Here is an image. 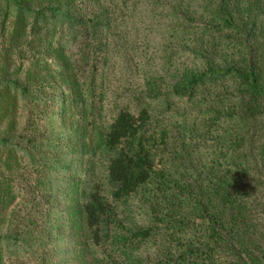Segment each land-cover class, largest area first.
I'll return each mask as SVG.
<instances>
[{"label":"trees","instance_id":"obj_1","mask_svg":"<svg viewBox=\"0 0 264 264\" xmlns=\"http://www.w3.org/2000/svg\"><path fill=\"white\" fill-rule=\"evenodd\" d=\"M129 29H136L135 39ZM77 32L81 80L66 71ZM178 54L189 61L183 90L173 92L165 80L153 95L152 86L134 80L118 83V94L110 89L115 114L101 139L115 153L105 163L106 188L91 181L74 200L73 184L65 182L64 192L61 179H49L80 171L69 153L81 143L83 155L88 146L103 100L97 87H111L115 65L170 68ZM53 64L68 87L67 98L57 101L59 126L46 114L32 118L34 107L20 121L22 101H42L32 91L43 79L51 83ZM207 82L220 89L210 110L221 114L213 121L221 124L204 135L207 152L195 146V159L177 162L191 173L187 180L167 172L179 154L178 148L171 154V132L176 126L190 143L199 140L191 113ZM76 118L83 131L78 137L73 130L68 144L66 125ZM26 168L35 175L31 186L17 183L26 180ZM153 180L158 192L174 194L163 220L131 228L123 245L152 242L158 264H264V0H0V264H136L135 256L98 260L94 248L102 246L103 230L108 234L105 219L115 221L116 205ZM22 187L40 194L28 207L39 214L23 221L15 218L26 205L18 204ZM68 226L72 235L60 246L59 229Z\"/></svg>","mask_w":264,"mask_h":264},{"label":"rangeland","instance_id":"obj_2","mask_svg":"<svg viewBox=\"0 0 264 264\" xmlns=\"http://www.w3.org/2000/svg\"><path fill=\"white\" fill-rule=\"evenodd\" d=\"M259 4H262L260 1ZM136 29H129V33L127 34L128 37L131 39H135L133 37V33ZM133 31V33H132ZM79 32H77V44L74 45L73 48L77 54L74 55V60L72 62V67L66 71L69 72V74L73 73L75 74L76 78L78 80L80 79V72L82 66V58L84 57V54L82 52V40L79 39ZM145 42V41H144ZM133 44H131V47ZM69 49V47H68ZM151 49V48H149ZM121 56V53H118ZM47 57L48 55L45 54ZM81 58V59H80ZM51 61H56V58H54ZM68 61L65 59L63 61L64 64H66ZM27 66L29 64V61L26 62ZM169 63L165 64L164 66H161V64H154V65H144L140 64L139 66H132V68L124 65L122 66V63L119 62L114 67V75L111 82V87L108 88L105 83L101 84V86H98L97 89L99 91H102L101 93L103 95V100L101 103V106L98 108L99 112L94 114L92 116V122L94 123L93 128L87 132V141L88 146L85 147V150L83 151V155H77V153L82 150L79 147L81 143L76 144L77 150L73 151L69 154H71V157L73 158L74 163L76 164V167L80 169V171H75L71 174H66L61 176L59 172L51 173L49 175V179L53 181L54 178H59L63 181V187L62 190H65V182L72 185L71 192L74 196L73 199L75 200V197L80 194L81 196L84 194V192L87 191L88 186L91 184V181L98 182L102 184L104 188L107 186V181L105 177V163L106 160L114 155V150L108 149L104 146L102 142V132L105 129V124L112 119V117L115 114L114 110V99L112 97L111 90L116 92L117 94L120 93V90L123 92V90L117 89V84H123L125 87H128L130 82L137 81L142 82L144 84H148L149 87L153 90L152 95L154 93H159L160 88L165 89L164 85L168 83L171 84L170 90L173 92H178L182 89V85L187 84V74H189V61L188 58L183 56L182 54H178L176 57L172 59V66L168 67ZM26 67V66H25ZM56 64L51 65L47 71L48 74H53L55 76L51 77L50 81L51 83H46L45 79L41 80L39 82L40 90L37 91V85L34 87V91H32L33 96L36 98L42 100L37 102V105H34L32 103V100H28L21 103L19 106V114L20 118L19 120L22 121L23 118L28 117L30 115V107H34L36 112L32 115V118H41L43 115H47L48 118L52 121V124L56 127L59 126L60 121V109H61V101L57 104V101L59 99H65L67 98V95L63 91V89H68V87L63 83L61 79V75L55 70ZM80 70V71H79ZM40 75H38V78ZM55 77V78H54ZM187 78L184 80V78ZM166 81L165 84H162L163 81ZM178 83V84H177ZM154 84V85H153ZM175 86V88L173 87ZM177 86H179L177 88ZM111 89V90H110ZM217 90H220L219 88H214L213 84L210 82H207L206 84L201 85L200 89L198 90V96L196 97L198 100H203L199 103L197 108L192 109V115L191 117H195L197 121L196 131L201 134V136H195L198 137L199 140H197L194 144L190 143L189 140L185 136L182 135V133L179 131V129L176 126H173V131L171 132V147H172V153H174L175 148H178L179 154L175 156V161L170 162L171 164L169 166V170L167 172L175 173L177 177H182L183 175L186 176L187 180L188 177L191 175V173H186L184 170H181L180 167H178L177 162L181 159H184L185 161H189L192 156H194L195 159V153L197 150H195V146H200L201 151L207 152L206 148V140L204 138V135L210 136L212 130H215V127H218L221 123L219 122V125L216 126L218 123L215 122L216 118L221 115L217 112H213V110H210V106L212 104V98L214 97V94ZM189 92V88H187L184 91V97H186L187 93ZM37 94V95H35ZM76 97H78L76 95ZM218 105H216L215 110L218 109ZM181 111V109H180ZM213 112V113H212ZM199 117V118H198ZM76 118L74 122L67 123L66 125V136L64 141L68 144H73V130L78 128V137L81 135L83 131L84 123L83 121H80ZM67 122V121H66ZM51 123V122H50ZM215 126V127H214ZM214 127V128H213ZM45 128H42V131H44ZM86 130V129H85ZM219 130V129H217ZM194 131V132H196ZM209 132V133H208ZM40 133V132H38ZM192 137V136H191ZM215 143V142H214ZM183 144V146H181ZM72 148V147H71ZM172 157V155H171ZM173 159V160H174ZM71 163V162H70ZM188 163H184V166H187ZM93 171V172H92ZM26 180H23L22 178L17 180V183H20L21 185H25L26 183L29 184V186L33 185V178H35V175L32 170L29 168H26L25 171ZM92 172L91 176L90 173ZM56 174V175H55ZM183 182L187 183V181L184 179ZM156 180H153L149 183L148 186L143 187L137 194L130 197L128 200L121 202L116 205L115 207V214L113 215V218L115 221L111 222L108 219H105L107 223H110L107 225L105 222L104 227L107 229L108 234L106 233V230H103V244L99 248H94V253L98 260H102L106 258L109 255H112L114 258H118L119 260H125V258L129 256H135L136 264H158L157 262H154L153 256H155V245L152 242H149V244L146 245H130L125 246L123 245L122 241L123 239L127 238L130 234L131 228L147 225L154 218L162 219L166 212L164 209L166 206V203L168 200H170L174 194L170 195L167 192H158L156 187ZM203 183L202 185H204ZM28 193L24 194V187L22 189H19L22 194L20 199H18V204L26 203L24 206V209L21 210L18 213H15V218L21 219L23 221V218L28 216V214L35 212V214H39L38 211H31L30 208L32 207V203L34 201H37L39 199V191L36 190L35 193L31 192L30 187L28 188ZM65 192V191H64ZM105 192V191H103ZM175 193V192H174ZM68 201L64 202L65 204ZM62 203L60 204L61 207ZM30 208L28 209V207ZM59 207V208H60ZM57 208V207H56ZM175 208V205L170 206L168 210H172ZM59 210L56 209L54 212H52V215L54 216V219L58 217ZM67 219V216L65 217ZM68 220V219H67ZM60 230V236H62L61 240H59V243H62L60 246H64L66 244V241H68L69 237L72 235V231L70 227H65ZM77 233L80 231L79 229L76 230ZM2 233V232H0ZM81 237L78 233V239L80 240ZM65 243V244H64ZM128 255V256H127ZM15 260V258L13 259ZM20 259L17 260L14 264L19 263ZM10 262H7V264Z\"/></svg>","mask_w":264,"mask_h":264}]
</instances>
